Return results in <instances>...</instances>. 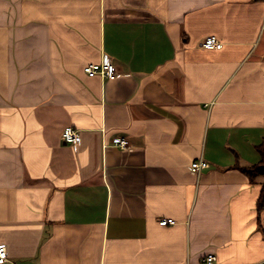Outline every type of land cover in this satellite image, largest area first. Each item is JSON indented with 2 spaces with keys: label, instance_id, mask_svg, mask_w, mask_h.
<instances>
[{
  "label": "crops",
  "instance_id": "0c3cea01",
  "mask_svg": "<svg viewBox=\"0 0 264 264\" xmlns=\"http://www.w3.org/2000/svg\"><path fill=\"white\" fill-rule=\"evenodd\" d=\"M263 143L264 2L0 0L6 264H264Z\"/></svg>",
  "mask_w": 264,
  "mask_h": 264
},
{
  "label": "built area",
  "instance_id": "2783aa9c",
  "mask_svg": "<svg viewBox=\"0 0 264 264\" xmlns=\"http://www.w3.org/2000/svg\"><path fill=\"white\" fill-rule=\"evenodd\" d=\"M202 46L208 50H221L223 48V44L218 40L217 37L211 36L204 40ZM84 73L91 77L100 76L104 79L115 80L118 78V73L116 68L111 63L110 59L105 57L103 62L100 64H91L84 67ZM61 138L66 145L76 146L81 142V134L74 127H67ZM114 145L123 150L130 148V142L126 138H117L114 140ZM209 168L207 162L203 159H200L197 162H194L191 165V171L197 174H201L203 170ZM177 222L173 219H163L160 221V225L163 227L174 226ZM8 262V251L5 247H0V264H6ZM217 258L213 254H209L206 256L204 264H216Z\"/></svg>",
  "mask_w": 264,
  "mask_h": 264
},
{
  "label": "trees",
  "instance_id": "16d2710c",
  "mask_svg": "<svg viewBox=\"0 0 264 264\" xmlns=\"http://www.w3.org/2000/svg\"><path fill=\"white\" fill-rule=\"evenodd\" d=\"M259 2H264V0H256ZM258 152L261 155V161L259 164L248 168H242V171L247 174L252 180L255 178H262V190L259 199L256 204V210L258 215L264 213V143L258 147Z\"/></svg>",
  "mask_w": 264,
  "mask_h": 264
},
{
  "label": "rangeland",
  "instance_id": "374dc122",
  "mask_svg": "<svg viewBox=\"0 0 264 264\" xmlns=\"http://www.w3.org/2000/svg\"><path fill=\"white\" fill-rule=\"evenodd\" d=\"M261 49H262V48L259 49V53L261 52Z\"/></svg>",
  "mask_w": 264,
  "mask_h": 264
}]
</instances>
